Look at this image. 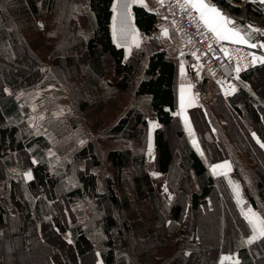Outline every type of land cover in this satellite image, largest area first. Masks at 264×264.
Returning a JSON list of instances; mask_svg holds the SVG:
<instances>
[{
  "label": "trees",
  "instance_id": "16d2710c",
  "mask_svg": "<svg viewBox=\"0 0 264 264\" xmlns=\"http://www.w3.org/2000/svg\"><path fill=\"white\" fill-rule=\"evenodd\" d=\"M70 1L84 4L80 16L69 0H0V177L9 183L7 197H0V253L5 241L18 240L9 257L0 256V264H218L223 231L233 228L243 235L238 264H264V238L244 242L251 229L232 187L237 181L248 206L264 213V98L254 86L255 78L264 76V64L242 72L241 86L228 97L215 80L213 87L209 77L201 81L200 91L210 89L212 99L186 112L198 153L183 131L182 117L172 113L175 70L168 57L178 55L180 40L160 36L156 11L131 7L146 39L127 54L112 39L114 0ZM211 3L241 29L264 26L259 0ZM53 13L57 40L45 61L25 34L35 38V21ZM249 37L258 43L264 34L249 30ZM108 68L115 84L103 81ZM54 82L78 112L112 89L133 96L102 135L115 143L104 157L96 141L72 139L76 128L64 127L62 117L45 121L38 130L28 125L23 94ZM94 93L101 97L95 100ZM147 114L158 124L152 162L166 175L173 194L169 201L159 198L146 167ZM168 128H175L171 141ZM128 142L133 148L125 146ZM102 157L113 169L108 175L98 173ZM245 157L246 167L241 163ZM56 158L62 163L52 169ZM225 159L232 171L212 173L211 166ZM25 170L32 172L30 180L21 178ZM133 201L149 204L157 227L149 226L146 217L138 222ZM37 255L32 263L24 260Z\"/></svg>",
  "mask_w": 264,
  "mask_h": 264
},
{
  "label": "rangeland",
  "instance_id": "374dc122",
  "mask_svg": "<svg viewBox=\"0 0 264 264\" xmlns=\"http://www.w3.org/2000/svg\"><path fill=\"white\" fill-rule=\"evenodd\" d=\"M69 5L72 7L71 10H73V8H74L75 10H78L77 11L78 15L79 16L81 15V13L79 12L80 6L83 7L84 4H81L79 6V4H77V3L73 4L69 0ZM116 11H117V9H116ZM79 21L82 22L81 19H79ZM113 21H114L113 27H114V25H115V27L117 25H119V23H120L119 13H118L116 19H114ZM35 22H36V26H37V30H38L37 36L34 38V36L32 34L29 35L26 33L25 35H26V37H29L31 42L33 41L32 48L38 54V56L41 57L45 61H49L50 54L52 53V49H53L54 44L56 43V40H57L55 29H56V25L58 23V20L54 16V13H53V15H47L45 18L38 19ZM128 23L130 24V26L132 28V22L128 21ZM158 26H159V34L161 37H163L161 35V28L165 27L166 25H158ZM113 27H112V29H113ZM168 27L173 29L171 26H168ZM251 27H252V29L264 28V26H262V27L261 26H251ZM145 39L146 38H144V40ZM174 41H176V40H173L170 42H174ZM263 41H264V39L261 40V42L257 43L256 45H259ZM231 44H234V43H231ZM241 46L246 47V45H241ZM178 55H180V51H179ZM172 57H174V56H172ZM258 61H259V59H258ZM108 69L109 70L106 72L103 81H105V82L110 81L111 83L115 84V81L117 78L111 72L110 68H108ZM185 73H187L191 79V84L193 86V92H194L193 98H195L194 99L195 105L196 106L201 105V104L206 105V106L209 105V103L212 99V92L211 93L206 92L205 94H203L199 90L200 85H201V81L204 79L205 75H208L207 72L205 70H201L200 68H198L195 72L191 71V70H188V71L186 70ZM263 81H264V76L256 77L255 81H254V86L258 88L260 95L264 98V86L262 83ZM101 91H103V87L101 88ZM23 97H24L25 102L27 103L29 111H30V115L28 116V125L32 129L38 130L40 128V125L45 123V121H48V124H49V122H51V118L62 117L65 120L64 127L67 126V127H69V129H73L74 127L76 128V133L72 137V139L76 135H78V137L80 138L79 143H81V144H83L85 142L96 141V143L98 144V146L100 148V151H101L103 157H104L105 153L107 152V150L110 147L115 145L114 142H110L107 139L102 138L104 131L108 127H110L113 123H115L116 119L122 114L123 110L128 108L133 102V96L130 94V92L129 93H120L119 91L112 89V90H110V92L108 94L103 95V98L101 100L94 101L93 105L90 104L84 111L78 112V111L74 110L72 100L67 95V91L62 90V88L55 82L51 83L50 85L43 86V87H40L38 89L26 92L23 94ZM100 97H101L100 94H97V93L93 94V98L95 100L100 98ZM71 118L74 119V122L71 120ZM146 118L148 120V122H147L148 123V132H147V141H146V152L144 153V155L146 157V167H147V170L150 174V171H155V168L153 167V162H152L153 161V153H152L153 133H154L155 128L158 127V124H157V121L153 115L147 114ZM153 125H155V127H153ZM48 127L49 126H47V128ZM174 129L175 128H168V130H167V135H168L170 141L173 139L172 135L174 134ZM183 131L185 132L184 128H183ZM185 134L190 138V141L192 143L193 148H194V146L198 147L197 152L199 153L200 149H199V146L197 144L198 141L196 142V145L193 144V140L198 139L194 135V129H193V133L191 135L187 134L186 132H185ZM149 137H150V139H149ZM72 139L70 141V144L73 143ZM81 144H79V145H81ZM125 146L133 148L132 144L130 142L126 143ZM53 153L54 152L52 149L49 150V152H48L49 155H51ZM103 157H102V163L98 167L97 170H98V173L108 175V174L112 173L113 169H112V167L108 161H106L105 159L103 160ZM61 163H62V161H60L59 158L53 159L52 163H51L52 169L56 168ZM241 163L246 167L247 158L246 157L243 159L241 158ZM3 169H4V171H6V168H3ZM15 173L17 175L16 171H15ZM28 173L31 174V178H32V172L30 170H28V171L25 170V171L21 172V174H20L21 178H23L26 181L30 180L26 175ZM188 178H189V184L193 183L194 188H195L194 176L190 175ZM153 182H154V180H153ZM233 183L236 184L237 182L234 181ZM237 185H239V184L237 183ZM162 188H163L162 190L158 191L159 198H162L164 200L169 201L173 195L172 192L166 187V183L164 186H162ZM190 190H191V188H190ZM8 191H9V183L4 181L3 177H0V197L1 198L7 197ZM240 194H241V192H240ZM241 198L243 199L242 194H241ZM133 206H134L133 215H134V217L138 218V222H139V220L142 221L146 217L149 221V226L152 225L154 227L155 226L157 227V220L155 219V216L152 214V211H151L149 204L147 202L144 203V202H136V201L134 202L133 201ZM179 227L180 226L178 225L171 236H170V234H168V236H170L172 238L170 241L171 243L176 242V232H177V229ZM214 234L215 233H211L210 236L213 237ZM17 242H18L17 239H15L13 241L8 239V241H5L3 243V246H2L3 248L1 250L0 256L5 257V255H6V257H9L8 255L10 253V249L12 251V249L15 248V246H17V245H15V244H18ZM43 250H44V248H42V250L38 249V251L36 250V253H41ZM208 250H211V248H208ZM168 252H169V254H172L173 250L169 248ZM39 256L40 255L34 256L31 259L25 258L24 260L28 263H32V262L36 261ZM98 263L99 262H97V264ZM10 264H11V262H10ZM235 264H238V263H235Z\"/></svg>",
  "mask_w": 264,
  "mask_h": 264
},
{
  "label": "snow or ice",
  "instance_id": "6c2138e0",
  "mask_svg": "<svg viewBox=\"0 0 264 264\" xmlns=\"http://www.w3.org/2000/svg\"><path fill=\"white\" fill-rule=\"evenodd\" d=\"M137 2L138 0H126V2L123 5H119V0H117V4H114L113 10L116 11L118 5L123 9L119 13L120 16L119 36L121 38H126L130 36L135 46L139 47V41L137 39L139 33H137L133 28H131L130 24L128 23V17L131 15L130 9L132 5ZM139 2L143 3V0H139ZM158 2L163 3V0H158ZM178 2H180V0H178ZM259 2L261 4H264V0H259ZM181 9L188 11L190 16L194 11L197 14L195 19H197L199 23L203 24V27L207 33L211 34L210 37L208 38L214 40L216 43H220L221 41H229L237 45H248L249 47L252 48L257 47L255 43L249 42L250 41L249 30L251 31H259V30L252 29L251 26L241 29L236 25L234 20L225 16L214 4H212L211 0H182ZM113 33L115 37L117 34V29L115 25L113 27ZM166 33L167 30H165V34ZM118 46H120L119 43ZM259 46L261 48H264V44H260ZM208 47L209 49H211L212 44L209 43ZM221 51L224 52L225 57L230 59V56L227 53L226 49L221 48ZM192 55L195 56L196 54L192 53ZM258 59L261 63H264V57L258 58L255 57L254 55L252 58V63L255 64ZM235 71L239 73L241 69L239 67H236ZM181 72H183V64H181ZM218 83L223 84L222 81H218ZM189 87L191 86L189 85ZM235 91H236L235 86L228 84L227 88L225 89V95H231ZM188 106H191L190 101L188 103ZM184 108H185V88L182 85L180 89V112L177 113V115L183 116ZM153 127H155V125H153ZM193 144L194 145L196 144L195 140H193ZM261 147H264V144H261ZM229 168L230 165L227 162H224V164H218L212 166V171L214 174H216L217 170L219 169H229ZM219 174H224V173H219ZM26 175L29 179H31L30 173ZM229 183L231 184L232 182L229 181ZM232 187H233V192L236 196L237 204L243 205L244 202L241 198L239 185L233 184ZM241 215L243 216L244 220L247 222L248 226L251 229V235L244 242L247 244H252L255 240L264 238V213L257 212L252 207L248 206L246 208L241 207ZM229 259H231V257L228 256L222 257V264L223 261H227Z\"/></svg>",
  "mask_w": 264,
  "mask_h": 264
},
{
  "label": "built area",
  "instance_id": "2783aa9c",
  "mask_svg": "<svg viewBox=\"0 0 264 264\" xmlns=\"http://www.w3.org/2000/svg\"><path fill=\"white\" fill-rule=\"evenodd\" d=\"M154 1L157 2L159 8L157 20L166 22L177 32L182 44V55L192 59L189 70L195 72L201 67L210 76L230 83L235 81L242 72L251 69L256 64L252 63L254 53L250 48L223 41L216 43L209 39L211 34L207 33L203 24L195 19L197 14L193 11L190 16L188 11L181 9L182 0L180 2L178 0H163V3H159L158 0ZM209 43L212 44L211 49L208 47ZM260 44H264V41ZM221 48L226 49L230 59L225 57ZM258 49L262 54L260 57H264V48L259 46ZM192 53L196 55L193 56ZM236 67L241 69L239 73L235 71Z\"/></svg>",
  "mask_w": 264,
  "mask_h": 264
},
{
  "label": "crops",
  "instance_id": "0c3cea01",
  "mask_svg": "<svg viewBox=\"0 0 264 264\" xmlns=\"http://www.w3.org/2000/svg\"><path fill=\"white\" fill-rule=\"evenodd\" d=\"M114 4H115V0H114L112 9L114 8ZM132 6H141V7H144L146 10L156 11V12L159 10V8L157 6V3L154 0H143V3H140L139 0H138V2L134 3ZM122 10H123L122 7L117 9V11L113 10L112 22H113L114 18L116 19L118 13H120ZM130 13H131V15L128 17V21L132 22V28L137 33H139V36L137 37V39H138L139 45H140L142 40H144V38H146V34H144L134 24V15H133L131 9H130ZM224 15L228 17V15H226V14H224ZM158 25H166L165 27L161 28V35L163 36V38L169 39L170 41L179 39L177 33L173 29L169 28L167 23L159 22ZM116 28H117V34H116L115 37H114L113 29H112V39H113V42L117 46H118V43H119L120 46H118V47L124 48V50H125V52L127 54H129V52L133 48H138L132 42V39H131L130 36L126 37V38H121L119 36L120 23H119V25L116 26ZM165 30H167L166 34H165ZM258 30L261 33L264 34V28L258 29ZM226 42H229V41H226ZM249 42L252 43L251 41H249ZM255 44H257V43H255ZM246 46H248V45H246ZM258 48H259V46H258ZM258 55L261 56L262 54L259 53ZM168 60L173 62L174 70H175L174 83H173L174 105H175V109H174L175 112L174 113L177 115V113L180 112V89H181V86L183 85L184 88H185V108H184V111H183V116H181V115H179V116L182 117V126H183L185 132L187 134L191 135L193 133V129L194 128H193L192 121L189 119V117L187 116L186 112L189 109H192V108L196 107V105H195V102H194L195 98H193L194 97V95H193L194 92H193V86L191 84V79H190L189 75L187 73H185L186 70H187L188 62L190 60L187 57L180 56V55H176L174 57H168ZM181 64H183V72H181ZM204 77H209L210 81L212 79V84H211L212 87L214 86L213 81L215 80V82L217 83L216 88L219 90V92L222 94L223 97L230 96V95H225V89L227 88L228 84L234 85L236 90H237V88L239 86H241L240 81H237V82L236 81H232V82L228 83L226 81H222L220 79H216V78L211 77L209 75H205ZM218 81H222L223 84L218 83ZM189 85L191 87H189ZM202 86H203V83H202ZM229 91H230V89H229ZM208 92L211 93L212 91L209 89ZM202 93L205 94L206 92H202ZM234 93L235 92H233L232 94H234ZM189 101L191 102V106H188ZM253 136H255V135H253ZM194 148H195V150L198 151V147L197 146H194ZM224 162H227L230 165V168L229 169H219V170H217V173H219V172H231L232 171V164H231V161L229 159L221 160V161H219L217 163H214L212 166L218 165V164H224ZM212 166H211L210 169H211V172L213 173ZM150 176L154 180V184H155V187H156L157 191L162 190L163 189L162 186L165 185L166 175L155 170V171H150ZM237 183H236V185H237ZM239 190H240V187H239ZM240 192H241V190H240ZM242 200H243L244 203H243V205L241 207H245V208L248 207V204L246 203L244 198ZM242 242H243V235H241V232H240V230L238 228H233V229H228V230L225 229L223 231V234H222L221 251H220V255H219L218 264H222V257H225V256L231 257V259H229L227 261H223V264H235V263H238L239 259L237 257V251L241 247Z\"/></svg>",
  "mask_w": 264,
  "mask_h": 264
},
{
  "label": "water",
  "instance_id": "95a60500",
  "mask_svg": "<svg viewBox=\"0 0 264 264\" xmlns=\"http://www.w3.org/2000/svg\"><path fill=\"white\" fill-rule=\"evenodd\" d=\"M174 112H175V111H173L172 113L175 114Z\"/></svg>",
  "mask_w": 264,
  "mask_h": 264
}]
</instances>
